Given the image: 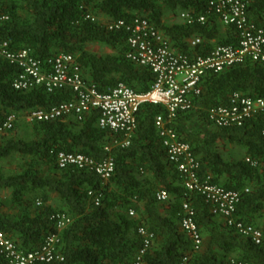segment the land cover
I'll list each match as a JSON object with an SVG mask.
<instances>
[{
	"label": "trees",
	"instance_id": "1",
	"mask_svg": "<svg viewBox=\"0 0 264 264\" xmlns=\"http://www.w3.org/2000/svg\"><path fill=\"white\" fill-rule=\"evenodd\" d=\"M210 0H0V41L14 52L27 51L41 62L71 55L88 84L105 92L122 83L136 92H148L154 76L148 69L136 67L125 58L127 34L108 31V23L135 18L146 19L168 40L173 50L184 55H207L218 46L237 47L235 28L222 25L209 8ZM247 16L258 28H264V0H240ZM189 13L204 16L205 24L194 21L165 25L164 13ZM95 17L105 18L103 24ZM94 18L95 21H92ZM201 44L190 47L189 40ZM89 45L106 48L100 54ZM20 69L0 57V126L10 115L14 127L22 125L30 140L2 137L0 134V233L24 253L41 248L47 237L55 235L56 252L62 262L49 264H132L141 246L137 230L142 227L153 235L144 264H264V113L247 120L241 127L216 128L208 120V111L227 106L239 93L252 99H264V65L246 61L220 73H207L201 81L202 93L194 107L179 113L171 127L179 140L190 146L199 163L198 176L239 194L233 219L262 232L263 242L251 239L228 227L213 214L197 193L186 191L183 179L166 156L157 137L154 120L166 116L162 106L144 104L136 114V130L125 148L114 142L121 136L97 125L99 113L91 112L81 121L75 117L45 123H27L31 110H48L74 96L69 90L48 93L44 87L17 91L12 87ZM206 123L211 134L190 130L193 121ZM220 142V143H219ZM221 146H231L239 155L227 158ZM59 153L82 154L95 162L111 159L114 172L106 182L95 173L75 167L59 170ZM12 157L26 159L22 170L6 174L2 163ZM48 168L51 176L41 171ZM246 190L248 192H246ZM165 191L169 199L158 203L155 194ZM89 193L99 197L95 206ZM55 195L57 199H54ZM39 203V205H37ZM189 203L203 240L199 251L179 227L182 205ZM9 206L12 212H4ZM133 211L134 216L128 215ZM64 214L71 224L59 230L52 216ZM0 264L6 260L0 253Z\"/></svg>",
	"mask_w": 264,
	"mask_h": 264
},
{
	"label": "built area",
	"instance_id": "2",
	"mask_svg": "<svg viewBox=\"0 0 264 264\" xmlns=\"http://www.w3.org/2000/svg\"><path fill=\"white\" fill-rule=\"evenodd\" d=\"M209 8L226 27H233L238 34V46H218L209 54L184 55L172 49L164 35L146 19L135 18L130 22L123 20L108 23L106 29L125 31L127 34V52L125 58L138 68L148 69L154 76V83L148 92L140 93L125 84H118L112 89L101 92L93 84H88L82 77V71L71 55L61 54L44 62L32 58L27 51L14 52L7 42L0 41V57L20 69L12 87L17 91L44 87L48 93L69 90L74 98L48 110H31L24 119L27 123H45L75 117L81 121L93 111L99 113L97 125L121 136L114 144L121 148L128 147L136 130V114L141 106L150 104L162 106L166 116H157L154 120L157 137L161 142L167 160L174 165L183 179V186L190 193L203 197L213 214L222 217L228 227L249 238L255 245L263 242L262 232L251 226L236 222L232 217L239 202V194L226 191L210 183V178L198 176L199 163L191 154L190 146L179 140L172 129L171 122L179 113L193 109L194 99L202 93L201 81L207 73H220L227 68L246 61L264 65V28H258L247 16L246 4L240 0H210ZM180 19L187 25L194 21L206 23V18H193L189 13L180 14ZM7 17L0 19V25ZM95 21L94 18H91ZM190 47L201 44L200 38L189 40ZM264 113V99H252L239 93L230 96L227 106H219L208 111V120L216 128L241 127L255 116ZM16 116L10 115L0 126V134L14 127ZM59 170L75 167L95 173L102 181L110 179L114 172V162L105 159L102 162L82 154L59 153L56 157ZM246 192H248L246 190ZM95 206L99 197L89 193ZM158 203H165L169 195L165 191L155 194ZM39 205V203H37ZM183 217L180 230L192 241L193 250L199 251L203 240L194 220L195 212L189 203L182 205ZM130 217L134 216L129 211ZM56 228L62 230L71 224L70 217L56 213L52 216ZM138 235L142 238L141 246L132 264H144L143 257L151 247L153 235L140 227ZM58 240L55 235L46 238L40 249L24 253L15 243L0 233V253L6 264H49L62 262L63 257L56 252ZM232 264H246L232 261ZM181 264H187V258Z\"/></svg>",
	"mask_w": 264,
	"mask_h": 264
},
{
	"label": "rangeland",
	"instance_id": "3",
	"mask_svg": "<svg viewBox=\"0 0 264 264\" xmlns=\"http://www.w3.org/2000/svg\"><path fill=\"white\" fill-rule=\"evenodd\" d=\"M99 22L103 23V24H107L108 21L105 18L102 17H95ZM90 50H93L97 53L100 54H105V53H110V51L106 48L100 47V46H96V45H89L87 47ZM189 128L190 130H194V131H198L201 132L202 134H204L205 136H209L211 134V127L206 123L200 122V121H193L189 123ZM31 132L26 129L25 127H23L22 125L18 126L17 128H15L14 131L11 132H5L2 134V137H8V138H13V139H21V140H30ZM220 143V142H219ZM222 144H220V150L224 153V155L229 158V155L234 154L235 155H239L238 150H236L235 148L231 147V146H221ZM26 161V159H18L17 157H12L11 159H8L6 161H4L2 163V167H3V171L6 174H10V173H17L20 172L22 170V167L24 165V162ZM41 171L43 172L44 175L46 176H51V172L50 170L46 167L42 166ZM2 196L6 197L8 196V191L7 190H2ZM4 212H12L9 208V206L7 205L6 207H4L3 209Z\"/></svg>",
	"mask_w": 264,
	"mask_h": 264
},
{
	"label": "crops",
	"instance_id": "4",
	"mask_svg": "<svg viewBox=\"0 0 264 264\" xmlns=\"http://www.w3.org/2000/svg\"><path fill=\"white\" fill-rule=\"evenodd\" d=\"M163 24L165 25H174V24H178L181 23L182 21L176 16V15H172L171 13L165 12L164 13V17L162 19ZM1 167V164H0ZM2 194V191L0 192V195ZM54 199H57V196L55 195Z\"/></svg>",
	"mask_w": 264,
	"mask_h": 264
}]
</instances>
